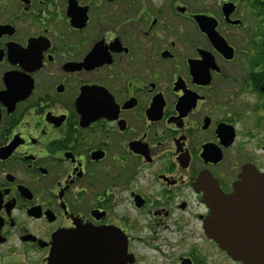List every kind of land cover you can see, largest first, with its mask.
Listing matches in <instances>:
<instances>
[{"label":"flooded vegetation","instance_id":"flooded-vegetation-1","mask_svg":"<svg viewBox=\"0 0 264 264\" xmlns=\"http://www.w3.org/2000/svg\"><path fill=\"white\" fill-rule=\"evenodd\" d=\"M246 167L264 0H0V264H264Z\"/></svg>","mask_w":264,"mask_h":264},{"label":"water","instance_id":"water-1","mask_svg":"<svg viewBox=\"0 0 264 264\" xmlns=\"http://www.w3.org/2000/svg\"><path fill=\"white\" fill-rule=\"evenodd\" d=\"M213 40L216 42H223L222 39L217 35L215 32L213 36ZM227 44V43H226ZM228 46V45H226ZM229 50L231 53H233L231 47H229ZM242 180L246 181H254L256 182V189L258 191L264 192V173H259L258 171H253L249 169V167L244 168V173L241 175ZM235 197L240 196V191L242 187L238 184L236 187ZM217 190H214V193L210 195L211 199H213L214 203V214H213V226L211 228L212 235L214 239L219 243L223 244V201H224V195L220 194V192ZM219 192V193H218ZM264 195V193H263ZM67 259V254L64 251H57L53 255V263L54 264H65V260Z\"/></svg>","mask_w":264,"mask_h":264}]
</instances>
